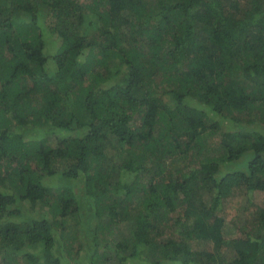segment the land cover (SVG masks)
Returning a JSON list of instances; mask_svg holds the SVG:
<instances>
[{
  "label": "trees",
  "instance_id": "1",
  "mask_svg": "<svg viewBox=\"0 0 264 264\" xmlns=\"http://www.w3.org/2000/svg\"><path fill=\"white\" fill-rule=\"evenodd\" d=\"M259 124L264 0H0V264H264Z\"/></svg>",
  "mask_w": 264,
  "mask_h": 264
},
{
  "label": "rangeland",
  "instance_id": "2",
  "mask_svg": "<svg viewBox=\"0 0 264 264\" xmlns=\"http://www.w3.org/2000/svg\"><path fill=\"white\" fill-rule=\"evenodd\" d=\"M16 19L18 22H20L23 20V17L20 14V16L17 17ZM82 32L95 33L96 26L92 25V26L84 27ZM246 128L253 130L254 125H249ZM243 169L244 168H241V170ZM57 183L59 186L68 185L70 188H74L75 185L76 186L78 185L76 184L77 183L76 181H67V179L61 178L60 176H57ZM261 199H263V195L257 193V195H255V198L253 199H247V197L245 196H238V197H230L229 199L223 201L221 216L224 219V228H223L224 237L231 238L232 240L236 238V236L239 233V230L241 229L240 227L245 223V220L248 217L247 211L251 208V206H255V208L259 207ZM237 244L236 246L238 247ZM227 248L228 249L226 251L228 253H230V250L232 253V251L235 249L230 243L227 246Z\"/></svg>",
  "mask_w": 264,
  "mask_h": 264
},
{
  "label": "clouds",
  "instance_id": "3",
  "mask_svg": "<svg viewBox=\"0 0 264 264\" xmlns=\"http://www.w3.org/2000/svg\"><path fill=\"white\" fill-rule=\"evenodd\" d=\"M249 125H254V129H256L257 125L254 124H248V123H244L242 124V128H241V132H250V131H253L251 129H247L246 127L249 126ZM259 129L261 130V133H264V124H259ZM230 198V197H229ZM228 198V199H229Z\"/></svg>",
  "mask_w": 264,
  "mask_h": 264
}]
</instances>
